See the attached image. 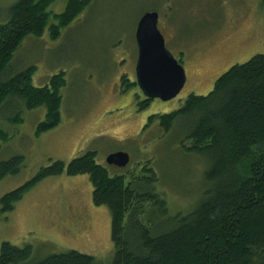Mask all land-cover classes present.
<instances>
[{
	"label": "rangeland",
	"instance_id": "obj_1",
	"mask_svg": "<svg viewBox=\"0 0 264 264\" xmlns=\"http://www.w3.org/2000/svg\"><path fill=\"white\" fill-rule=\"evenodd\" d=\"M18 1L0 0V17ZM68 1H54L44 35L28 37L7 69L11 77L34 67L36 87L49 85L54 75L64 72L66 86L61 91L60 124L40 136L36 130L46 119L45 107L29 111L17 99L0 109V129L9 135L1 143L0 164L15 156L24 158L21 171L0 182V199L51 163L69 164L91 151L114 175L107 158L125 152L131 162L118 173L126 175V184L132 175L142 177L147 165L159 178L157 190L169 215L190 213L210 188L205 175L212 160L188 150L191 145L180 125L167 134L157 122L147 126L149 117L178 110L190 94L207 95L231 66L264 54V1L90 0L89 7L52 40L50 27L57 24L53 15L63 13ZM149 11L159 13L166 48L181 61L187 82L175 99H155L141 109L142 91L123 86L122 78L136 82V30ZM17 114L22 123L13 122ZM111 236L110 210L94 204L87 175L44 179L0 220V251L5 242L31 246L34 262L78 251L110 264L115 255Z\"/></svg>",
	"mask_w": 264,
	"mask_h": 264
},
{
	"label": "trees",
	"instance_id": "obj_2",
	"mask_svg": "<svg viewBox=\"0 0 264 264\" xmlns=\"http://www.w3.org/2000/svg\"><path fill=\"white\" fill-rule=\"evenodd\" d=\"M54 1L19 0L0 17V109L17 99L29 111L45 107L46 119L39 123L37 136L61 122L65 74L54 75L49 85L36 87L34 67L11 77L6 72L28 37L44 35ZM89 5L90 0H69L63 13L53 15L57 24L50 27L51 39L57 40ZM124 82L135 86L126 77ZM13 122L23 120L17 114ZM155 122L167 134L180 125L184 140L191 145L188 150L212 160L205 175L210 188L190 213L169 215L167 202L157 190L159 178L147 165L142 177L132 175L126 184V175L110 174L91 151L69 164L51 163L4 195L0 220L44 179L87 175L94 204L106 206L111 213L115 255L110 264H264V54L231 66L207 95L190 94L178 110L149 117L147 126ZM8 140V133L0 129V148ZM23 164L22 156L2 162L0 182L19 173ZM31 257V246L2 244L0 264H102L78 251L54 254L39 262Z\"/></svg>",
	"mask_w": 264,
	"mask_h": 264
},
{
	"label": "water",
	"instance_id": "obj_3",
	"mask_svg": "<svg viewBox=\"0 0 264 264\" xmlns=\"http://www.w3.org/2000/svg\"><path fill=\"white\" fill-rule=\"evenodd\" d=\"M158 22L159 13L150 11L137 25L136 82L147 99L168 102L182 92L187 74L183 65L166 48ZM107 163L111 168L121 170L129 165L130 156L125 152L113 153L108 156Z\"/></svg>",
	"mask_w": 264,
	"mask_h": 264
},
{
	"label": "flooded vegetation",
	"instance_id": "obj_4",
	"mask_svg": "<svg viewBox=\"0 0 264 264\" xmlns=\"http://www.w3.org/2000/svg\"><path fill=\"white\" fill-rule=\"evenodd\" d=\"M158 28H159V27H158ZM161 33H162V32H161ZM243 43H245V41H243L240 45H243ZM180 63H181V61H180ZM186 74H187V73H186ZM124 78H125V77L122 78V85H123V86H125ZM212 78H213V76H212ZM212 78H211V79H212ZM133 85L139 87L138 84H137V82L133 83ZM143 95H144V94H143ZM144 97H145V96H144ZM148 100H149V99H147V98L145 97V100L141 103V105H142L145 101H148ZM151 102H152V100H151L149 103H151ZM148 122H149V120H148ZM115 171H118V172H119V171H122V169H121V170H115Z\"/></svg>",
	"mask_w": 264,
	"mask_h": 264
}]
</instances>
